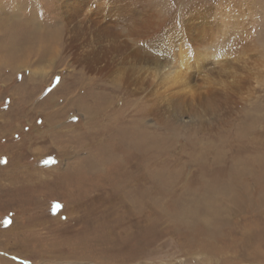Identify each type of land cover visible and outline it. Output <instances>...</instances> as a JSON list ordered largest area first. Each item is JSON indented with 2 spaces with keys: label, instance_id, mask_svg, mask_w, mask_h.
<instances>
[{
  "label": "rangeland",
  "instance_id": "obj_1",
  "mask_svg": "<svg viewBox=\"0 0 264 264\" xmlns=\"http://www.w3.org/2000/svg\"><path fill=\"white\" fill-rule=\"evenodd\" d=\"M108 7L151 67L106 56L96 75L67 50L70 26ZM85 10L69 26L59 0H0V264H264V0ZM129 16L147 18L134 40ZM182 44L219 56L192 97L155 77Z\"/></svg>",
  "mask_w": 264,
  "mask_h": 264
},
{
  "label": "bare ground",
  "instance_id": "obj_2",
  "mask_svg": "<svg viewBox=\"0 0 264 264\" xmlns=\"http://www.w3.org/2000/svg\"><path fill=\"white\" fill-rule=\"evenodd\" d=\"M88 2L89 0H59V3L63 10L62 14L66 19V21L69 23V26L71 25L72 22L74 23L76 20H78L83 16V11L87 10V9L85 10L86 7L88 8ZM105 5L106 2H103V6ZM102 11L99 12L97 9L93 11L88 10L89 15L84 16L80 22L74 24L73 26H70L68 30L67 50H71V51L75 50L74 52L75 54L79 52H81L82 54L85 52L82 55L83 58H81V60L84 59L83 60L84 70L92 72L96 75L98 74L101 75L106 71L110 70L112 67L111 65H113L112 64L113 60L111 61V63H109V59L108 57L106 59V56H114V58H116L118 63L127 65L129 70L134 69L136 67H151L150 60L147 62V60H145L146 58L143 55H140V57L138 56L140 58L139 59L137 56L133 55L132 52L126 51V48L124 47L122 41L120 40L121 37H119L118 33L115 30H113L114 29L113 27H115L114 25L118 23L115 18L120 20L121 17H126V13L120 9L116 10V13H112L114 11L112 7H110L108 10L104 9V12ZM107 12H111V13L108 14ZM111 14L113 15L111 16ZM112 17L115 19L114 24L112 21H111L112 25L110 23L107 24V22H109L107 21L108 18H112ZM102 20H106V23L101 24ZM128 20L131 21V27L127 28L128 38L130 37L132 38V40H134L136 37V36L134 37V35L138 33L140 30V29H135L136 25L137 27L138 25L142 26L143 29L145 27L147 18L141 19L138 22L139 24L137 23L134 17L132 18L129 16ZM133 20L136 22V24L135 23L132 24ZM35 27L37 28V26ZM84 33H89L92 36L87 37ZM35 36H36L35 38L39 39L38 42L36 41L37 44L45 43L46 42L44 40L45 38L53 39L51 37V34H45L44 36L43 35H39V36L35 35ZM54 41L60 45L59 36L56 37ZM47 42L50 45H52L51 41H47ZM95 42L97 47L95 46L91 47V43H95ZM125 45L128 46V43L125 42ZM16 48L17 47H14L13 50H15ZM50 48L51 46H49L47 49ZM174 50L175 52H172L169 60H166L165 63L162 65L156 66L155 77L159 81L158 86H168L167 88L168 92L173 88L174 89L177 88L180 90L179 91L180 95H189V97H192L194 95V92L192 91L193 87L192 85H190L191 83L189 82L190 76H192V72L195 70L196 72L200 73L199 70L201 71L205 68V66H207L206 64L208 60H210V63L212 64L219 65L217 61L219 59V56L218 59H216L215 58L216 55H214L213 53H211V55H209L208 53L206 55H203L199 51H197L196 48L195 49L189 48L185 44H182L181 46L174 48L173 51ZM23 51H26L27 53L29 49L22 48L21 50L23 58H26L28 55L27 56L26 54L24 55ZM39 53L42 56H44L41 52ZM141 56H143L144 59L143 57L141 58ZM43 59L44 57H40V59L36 63H43ZM155 64H153V66ZM198 73H196V75ZM205 79H208V76ZM181 101L182 100L179 101L176 100L177 103L176 106L179 109L182 107Z\"/></svg>",
  "mask_w": 264,
  "mask_h": 264
}]
</instances>
